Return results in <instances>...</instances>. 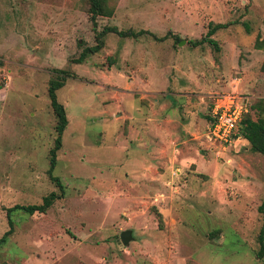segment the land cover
<instances>
[{
    "label": "rangeland",
    "instance_id": "rangeland-1",
    "mask_svg": "<svg viewBox=\"0 0 264 264\" xmlns=\"http://www.w3.org/2000/svg\"><path fill=\"white\" fill-rule=\"evenodd\" d=\"M105 1L113 14L93 26L88 0H0V238L8 209L60 194L48 87L71 75L56 93L63 196L10 213L0 264H264V156L209 132L231 94L264 119V0ZM210 23H232L212 36L218 50L190 45ZM104 27L147 33H109L89 53Z\"/></svg>",
    "mask_w": 264,
    "mask_h": 264
},
{
    "label": "trees",
    "instance_id": "trees-1",
    "mask_svg": "<svg viewBox=\"0 0 264 264\" xmlns=\"http://www.w3.org/2000/svg\"><path fill=\"white\" fill-rule=\"evenodd\" d=\"M88 1H89L88 13L90 15V21L92 22L93 26H95L96 24L97 17H108L109 18L112 16L113 12L111 9L108 8L105 0H88ZM231 24L230 23H224V24L210 23L208 25V30L205 36L202 37L198 41H189V44L192 45L193 47H196L203 43H209L214 47L215 50H218L217 42L212 38V36L218 30L226 29ZM244 26L246 27L245 24ZM109 33L116 34L121 38L137 39L138 37L144 35L147 32H145L144 30H140L138 32H134L131 30L121 31V30H118L116 27H104L96 35L97 44L94 47L88 48V52L92 54L97 53L103 47L102 38ZM172 37L175 41H180L178 36L173 35ZM156 39H158L159 41H162L165 39V37L156 38ZM79 62H81V60H79ZM57 73H59L60 75H57V77L54 80L50 81L49 87H48V98H49L50 106L57 118V124L55 128L57 136L54 140L53 148L49 152L50 158H49L48 176L50 180L54 182L55 185L58 187L60 194H57L56 192H51L48 196L44 197L42 199L41 204H38V205H27V206L15 205L13 208L8 209L7 224L9 228L0 238V245L2 243H5L7 238L13 232V223L10 218V213L12 211L21 210L28 215H33L34 213L44 214L53 205V203L56 200L60 199L61 196H63L62 195L63 187H62L61 181L59 178L53 176L52 173L56 166V153L61 148L62 135L68 125V120H67L66 112H65L63 105L58 102L56 93L58 90L64 87V82L66 81V79L70 78L71 75H69L67 72H64V71H59ZM253 107L254 105L251 106V109ZM260 110L262 113H264V105L260 107ZM247 116L248 114L244 116L242 123H241V128H240L241 137L244 140H246V142L250 145L251 152L258 153L264 156V119L258 118L257 120H252ZM262 207H264V205H262ZM260 210L263 211V208H260ZM263 214H264V211H263ZM258 242L260 246L258 257L260 258L264 255V215H263V225H262V228L258 236Z\"/></svg>",
    "mask_w": 264,
    "mask_h": 264
},
{
    "label": "built area",
    "instance_id": "built-area-1",
    "mask_svg": "<svg viewBox=\"0 0 264 264\" xmlns=\"http://www.w3.org/2000/svg\"><path fill=\"white\" fill-rule=\"evenodd\" d=\"M250 97L246 95H227L215 100L210 109L212 120L209 132L213 140L230 145L241 136V123L252 106Z\"/></svg>",
    "mask_w": 264,
    "mask_h": 264
},
{
    "label": "water",
    "instance_id": "water-1",
    "mask_svg": "<svg viewBox=\"0 0 264 264\" xmlns=\"http://www.w3.org/2000/svg\"><path fill=\"white\" fill-rule=\"evenodd\" d=\"M119 239L122 245H127L133 239L131 230L122 231Z\"/></svg>",
    "mask_w": 264,
    "mask_h": 264
}]
</instances>
